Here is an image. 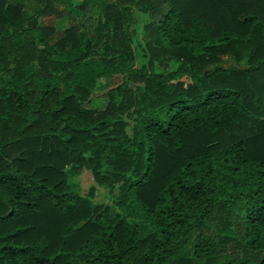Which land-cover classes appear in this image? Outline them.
<instances>
[{
	"label": "trees",
	"instance_id": "1",
	"mask_svg": "<svg viewBox=\"0 0 264 264\" xmlns=\"http://www.w3.org/2000/svg\"><path fill=\"white\" fill-rule=\"evenodd\" d=\"M0 264H264V0H0Z\"/></svg>",
	"mask_w": 264,
	"mask_h": 264
},
{
	"label": "rangeland",
	"instance_id": "2",
	"mask_svg": "<svg viewBox=\"0 0 264 264\" xmlns=\"http://www.w3.org/2000/svg\"><path fill=\"white\" fill-rule=\"evenodd\" d=\"M147 16L141 15L139 21L135 22L133 24L134 28L137 30V36L136 39L138 42L142 41V35H143V25L146 22ZM42 21L48 25L54 26L56 23V18L54 16L52 17H44ZM144 44V40H143ZM78 180L81 181L83 191L84 193L89 192V189L91 185L94 183V178L91 173V171L84 169L80 172V175L78 176ZM112 193L110 190L97 186L96 194H95V201L100 203H110L112 201Z\"/></svg>",
	"mask_w": 264,
	"mask_h": 264
}]
</instances>
